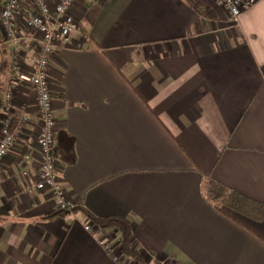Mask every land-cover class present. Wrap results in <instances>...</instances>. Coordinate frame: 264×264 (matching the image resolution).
Returning a JSON list of instances; mask_svg holds the SVG:
<instances>
[{"label":"crops","instance_id":"0c3cea01","mask_svg":"<svg viewBox=\"0 0 264 264\" xmlns=\"http://www.w3.org/2000/svg\"><path fill=\"white\" fill-rule=\"evenodd\" d=\"M69 16L91 41L75 33L52 58L67 196L128 220L148 262L264 264V218L231 211L238 222L202 194L206 174L264 204V0L240 27L216 0H77ZM1 37L13 43L5 103L14 51L29 72L37 45ZM14 100L31 118L0 167V264H137L117 229L88 231L81 210L52 216L51 191L34 189L39 121L28 79Z\"/></svg>","mask_w":264,"mask_h":264},{"label":"built area","instance_id":"2783aa9c","mask_svg":"<svg viewBox=\"0 0 264 264\" xmlns=\"http://www.w3.org/2000/svg\"><path fill=\"white\" fill-rule=\"evenodd\" d=\"M77 0H3L0 7V29L6 39L16 45L28 37L36 41L33 65L26 72V63L19 51L15 50L11 60V74L0 115V167L9 152L16 145L31 118L27 105H16V90L24 79H28L36 93V115L39 121L37 141L39 145L38 161L41 165L35 191L50 190L58 209L73 211L78 205L67 196L64 183L58 175V163L54 154L58 114L55 109L56 94L51 84V67L54 53L72 43L78 33L83 42L91 41L83 25L70 18V13ZM258 0H216L223 7L234 26H241V16ZM23 175L31 176L32 155H25ZM85 228L95 232L99 226L92 220ZM104 249L114 253L119 248L105 238L100 242ZM118 250V251H117ZM121 260V259H120Z\"/></svg>","mask_w":264,"mask_h":264},{"label":"trees","instance_id":"16d2710c","mask_svg":"<svg viewBox=\"0 0 264 264\" xmlns=\"http://www.w3.org/2000/svg\"><path fill=\"white\" fill-rule=\"evenodd\" d=\"M6 66L9 67V63L6 61L0 64V78L1 72ZM3 105L4 103L0 99V112L3 108ZM202 194L205 201L216 208L219 212L226 215L227 217L232 218L233 220L238 221L235 216L232 215L231 211L252 217L257 220H262L264 218V204L262 202L255 200L246 194L239 192L238 190L229 188L222 181L211 175L204 174ZM80 210L89 216L90 219L94 221L100 228L117 229L120 233L119 242L122 254L135 261L137 264H181L177 261L164 263L159 259H155L152 263L148 262L141 251L134 245L133 230L130 223L125 218L117 215L101 217L92 213L84 206H78L73 211ZM68 212L71 211L58 209L52 216L64 215ZM3 220H6V218H0V223Z\"/></svg>","mask_w":264,"mask_h":264},{"label":"rangeland","instance_id":"374dc122","mask_svg":"<svg viewBox=\"0 0 264 264\" xmlns=\"http://www.w3.org/2000/svg\"><path fill=\"white\" fill-rule=\"evenodd\" d=\"M2 2L3 0H0V7H1ZM2 33L3 31L0 29V38L2 40L1 45H0V64L5 61L8 63L10 62V59H11L10 55H11V51L13 48V43L5 41L4 38L1 37ZM7 73H8V67L6 66L1 72V78H0V98L2 100H4V95H3V88L1 84L5 81Z\"/></svg>","mask_w":264,"mask_h":264}]
</instances>
